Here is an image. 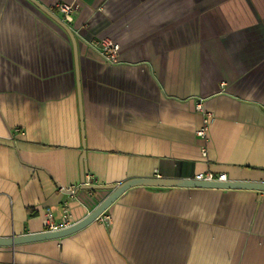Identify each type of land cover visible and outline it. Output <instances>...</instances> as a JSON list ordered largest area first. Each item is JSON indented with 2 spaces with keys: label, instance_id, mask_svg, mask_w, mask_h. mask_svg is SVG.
<instances>
[{
  "label": "crops",
  "instance_id": "1",
  "mask_svg": "<svg viewBox=\"0 0 264 264\" xmlns=\"http://www.w3.org/2000/svg\"><path fill=\"white\" fill-rule=\"evenodd\" d=\"M38 1L77 5L70 24L54 14L79 66L62 24L0 0V237L44 231L48 209L77 222L96 208L111 189H78L84 151L98 186L264 181V0ZM0 263L264 264V191L135 186L73 234L0 246Z\"/></svg>",
  "mask_w": 264,
  "mask_h": 264
},
{
  "label": "water",
  "instance_id": "2",
  "mask_svg": "<svg viewBox=\"0 0 264 264\" xmlns=\"http://www.w3.org/2000/svg\"><path fill=\"white\" fill-rule=\"evenodd\" d=\"M36 6H39L42 10L47 12L51 17L62 24L66 30L71 34L76 55V63L78 64V53H77V42L73 36L69 27L54 13H52L47 7L43 6L38 0H32ZM79 101L80 110L82 112V98L81 89L79 84ZM82 116V113H81ZM86 151L83 152L81 156V167H82V178L81 185L78 189H90L104 187L106 189H111L110 193L94 208L85 218L73 223L72 225L55 231H41L37 233H27L22 235H14L9 237H0V246H15L18 244H24L34 241L62 238L73 234L84 227L88 226L99 217L110 207L112 204L128 189L135 186H178L179 187H216V188H247V189H257L264 191V181L252 182V181H206V180H196L187 178H130L124 180L121 183L108 184L104 186H98L94 184H86V174H87V164H86ZM77 189V190H78ZM76 190V191H77ZM4 264V263H0ZM14 264V263H11Z\"/></svg>",
  "mask_w": 264,
  "mask_h": 264
},
{
  "label": "built area",
  "instance_id": "3",
  "mask_svg": "<svg viewBox=\"0 0 264 264\" xmlns=\"http://www.w3.org/2000/svg\"><path fill=\"white\" fill-rule=\"evenodd\" d=\"M78 7L74 3H67V2H59L57 3L52 12L59 13L61 15L62 20L66 24H70L74 21L75 15L77 13ZM90 45L95 48L100 56L106 62L116 63L119 61L121 45L118 42L110 39V38H100L95 39L90 42ZM199 109H202V106L198 105ZM213 114L211 112H207V116L204 120V124L197 130V134L202 138H206L209 134V124L212 120ZM204 153L206 152V148L203 149ZM194 179L196 180H206V181H227V174L222 173L216 176L212 172L207 173H199L194 175ZM86 184H93V178L90 174L86 175ZM61 191H69L70 193L75 191V187H68V188H60ZM104 213L99 217L102 218ZM110 218L106 216L105 219ZM75 222L71 221V217L69 215H65L64 218L61 220H57L53 211L48 209L45 214V221H44V231H55L66 228L72 225Z\"/></svg>",
  "mask_w": 264,
  "mask_h": 264
}]
</instances>
